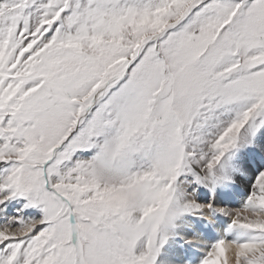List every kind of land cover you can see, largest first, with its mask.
I'll return each mask as SVG.
<instances>
[{
	"label": "snow or ice",
	"instance_id": "1",
	"mask_svg": "<svg viewBox=\"0 0 264 264\" xmlns=\"http://www.w3.org/2000/svg\"><path fill=\"white\" fill-rule=\"evenodd\" d=\"M0 264H264V0H0Z\"/></svg>",
	"mask_w": 264,
	"mask_h": 264
}]
</instances>
